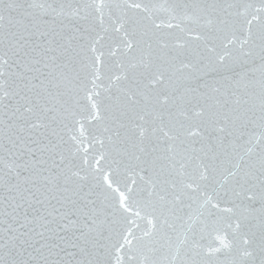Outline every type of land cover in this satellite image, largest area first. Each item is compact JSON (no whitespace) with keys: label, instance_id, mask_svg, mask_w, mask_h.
Wrapping results in <instances>:
<instances>
[{"label":"snow or ice","instance_id":"6c2138e0","mask_svg":"<svg viewBox=\"0 0 264 264\" xmlns=\"http://www.w3.org/2000/svg\"><path fill=\"white\" fill-rule=\"evenodd\" d=\"M259 5L191 0L165 9L203 19L216 32L231 30L233 39L217 51L171 49L147 27L140 40L130 39L140 27L130 10L139 3L83 0L57 23L65 14L51 5L0 0V76L4 65L10 69L9 81H0V149L6 140L12 157L8 172L0 170V264H135L138 257L143 264H211L196 239L210 220L232 229L231 240L227 232L217 237L235 250L232 264H264V0ZM93 11L101 26L107 16L115 32L123 30L125 49L139 55L120 64L125 75L116 80L127 84L109 86L103 99ZM176 73L195 87L176 86ZM86 112L104 122L97 165L105 160L110 171L103 175L87 156L76 162L82 141L74 126ZM238 141L251 146L237 152ZM225 160L230 167L215 181ZM121 171L143 186L113 188L109 177ZM210 179L219 184L216 203L198 204L199 219L189 213L184 238L174 242L172 221L186 201L189 209L197 203ZM130 203L145 213L141 236L126 215ZM174 245L169 259L164 250Z\"/></svg>","mask_w":264,"mask_h":264},{"label":"water","instance_id":"95a60500","mask_svg":"<svg viewBox=\"0 0 264 264\" xmlns=\"http://www.w3.org/2000/svg\"><path fill=\"white\" fill-rule=\"evenodd\" d=\"M31 2V0H30ZM35 3H43L46 6L51 5L53 8L57 9V11L63 10L65 16L57 17V23L61 19H64L67 22L68 19L72 18L71 14L78 7H82L83 0H34ZM101 0H95V3L99 5ZM120 3L124 4L125 2L128 5L139 3L141 5L140 9H131L130 15H134L140 21V27L137 30V35L135 37H130V39L140 40V33L144 30L145 27L150 32H155L158 36H162L165 42L169 45V48L174 50H184L181 49V46L188 45L189 49L198 48L203 49L205 45L208 47H214L217 51H221L223 46L228 43L229 40L233 39V33L231 30H226L223 32H216L214 29H210L205 26V21L201 19L199 23L194 22L193 19L187 18L183 14H177L173 17L167 9L173 3H189L191 0H105V3ZM253 3L254 8H258L259 0H250ZM145 7H147L148 11H145ZM105 11H107L105 9ZM93 15L95 16V26L96 32L92 34V41L95 43V47L97 52L95 55H100L101 60L98 63L97 67L99 68L100 80L98 83L102 85V87L96 89L101 93V99L107 95L104 91L106 88L111 86L112 91H115L117 84L120 86H124L127 84V81L121 79L117 82L116 77H123L125 75V68L120 67V64L123 63L125 66L130 62L132 57H136L139 59L138 52L130 51L125 49L122 40H123V30L120 32H115L113 30V25L108 20L107 16L104 17V26L100 25V16L99 13L93 11ZM5 26H7V15L5 14ZM251 18V17H249ZM49 20L52 17H48ZM83 23V22H81ZM155 25H159V27H155ZM104 27L108 28V31H104ZM258 25L256 22H253V30L257 29ZM237 39L243 38L242 32L240 30L236 31ZM146 40L147 37H144ZM153 47L156 48L155 40L152 41ZM230 47H238L237 45H233ZM3 60H8V56H3ZM258 63V62H257ZM10 69L7 65L3 67V75L0 76V81L5 84L9 81V73ZM137 73L142 72V68H138L135 70ZM133 74V70L129 69L127 71V75L131 77ZM173 79L176 81V86L181 88L183 87H195V84H187L184 83L181 74L176 73ZM147 83V81H144ZM91 87V85H89ZM158 87V86H157ZM2 95V92H0ZM7 100H5V103ZM87 104L88 102L85 101ZM79 119V117L77 118ZM198 118L193 117V123ZM83 125V135L80 134V127ZM75 131L73 134L77 135L78 139L82 141L78 147L80 148L79 153L77 154V163H82L83 158L87 156L89 163L92 167H98L101 169V175L103 173L109 172V168L105 160H101L97 165V158L99 157L100 149L99 146V138L102 137V130L104 127L103 121L93 120L88 116L86 112L84 114V119L80 120L79 123L75 124ZM258 133V130H257ZM93 137L97 138V142L95 144L92 143ZM255 143V142H254ZM237 152H244L246 147H250L251 145H244L242 141L237 142ZM198 146V145H197ZM234 162V161H233ZM12 163V157L9 155L7 151V141H4V149H0V170L4 173L8 172V165ZM230 164L227 160L219 166L214 174L215 181H220L225 174V169H228ZM191 171V169H189ZM202 169L193 173L198 176L199 172ZM83 174V173H82ZM113 181V188L119 187L122 191L125 190L126 187L138 188L143 186V182L139 179L138 176H128L125 172L121 171L120 173L112 172L110 177ZM136 180V185L132 184V180ZM186 181L188 178H185ZM203 183H208L209 187L203 195H199V199L197 203H193L191 209L187 207V201L185 202L184 209L179 212L177 215L180 217L172 221L175 225L176 231L172 233L173 241L182 240L184 238V232L187 229L188 223V215L191 213L194 219H199L197 216L198 204H203L205 199L208 197L212 198V203H216L217 197L213 189L219 191V184L214 182L213 180H209ZM118 195V194H114ZM129 207L131 208V212L126 213L129 220L135 221L136 225H139V228L133 226V231L136 236L142 235V230L146 227V220L142 217L145 215L144 211L138 208L134 203H130ZM221 207H231L230 204L221 203ZM259 207V205H257ZM137 211H141V216L136 217L135 213ZM227 220L231 214L230 213H221ZM234 219V218H233ZM6 226V225H5ZM199 228V225H197ZM227 232L229 240H231V232L232 229H227L225 223H221L219 225H213L211 220L208 223V226L203 229L202 232L197 233L196 239L200 245V251L202 256L206 260H210L211 264H232L234 257L236 256L235 250L229 251L222 247L220 240L217 239L218 236H223ZM217 249L219 251H217ZM165 255L171 259L172 256L176 255V247L175 245L171 248H165ZM181 255H183V251H181ZM7 257H5V260ZM135 264H143L142 258H137Z\"/></svg>","mask_w":264,"mask_h":264}]
</instances>
